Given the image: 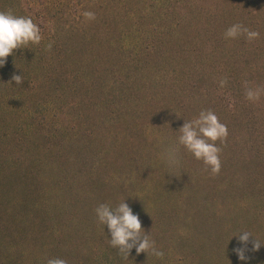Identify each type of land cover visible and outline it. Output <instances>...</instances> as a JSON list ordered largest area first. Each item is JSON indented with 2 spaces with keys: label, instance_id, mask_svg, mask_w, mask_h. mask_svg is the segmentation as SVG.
I'll use <instances>...</instances> for the list:
<instances>
[{
  "label": "trees",
  "instance_id": "1",
  "mask_svg": "<svg viewBox=\"0 0 264 264\" xmlns=\"http://www.w3.org/2000/svg\"><path fill=\"white\" fill-rule=\"evenodd\" d=\"M106 1L111 11L119 5L118 9L123 12L121 26H110ZM68 7L77 11L80 27L64 28L61 35L54 28L59 17L48 15V6L43 0H0V10L12 9L17 15L31 16L36 24L43 22L49 26L41 30L40 44H30V49L14 50L13 55L6 57L0 66V116L12 114L16 121L15 124H8L11 125V136L7 141L0 138L3 150L0 149V152L6 153L4 157L0 154V264H45L46 259L52 257H61L67 264H145L150 254H137L132 249L129 259L125 260L109 246L107 227L103 229L94 215L95 207L102 203L94 200L97 192L93 190L80 195L68 187L70 177L63 175V170L52 173L55 164L67 163L68 173L75 167V159L69 162L60 158L57 162L58 155L65 157L71 154L76 158L80 154L74 133L79 123L72 124L74 116L69 113L68 119H63L65 125L61 127L59 124L61 114L66 111L74 114L73 108L78 104L70 96L77 81L76 72L69 67V60L94 62L95 74L101 67L108 81L118 83L112 100L106 101L107 106L102 105L96 111L99 115L108 113L115 117L124 107L119 106L122 101L125 106L130 103L131 107L130 110L126 107L123 112L134 117L138 116L143 105L141 99L134 98L136 90H122V83L130 78L125 68L146 66L153 58L176 64L180 83H183L181 91L186 94L175 99L174 111L169 107L170 101L162 102L164 104L157 107L152 117L155 122L152 128L165 120L169 110L176 115L189 111V105L200 109L211 105V108H218L216 112L236 117L233 120L239 127L237 134L244 132L245 136H254L251 142L241 138L242 148L248 151L249 159L264 164V0H69ZM86 11L94 12L96 18L87 19L83 15ZM137 11H140L143 20H137ZM88 23H93L94 27L89 29ZM235 23L258 33V36L249 40L242 34L236 39H225V30ZM127 24L128 27L124 28ZM49 43L51 48H47ZM113 63L122 67L121 74L115 70L117 66H111ZM20 73L21 84L10 82L12 75ZM162 78L165 76L162 75ZM79 79V83L83 84V77ZM221 81H224L223 85ZM152 82L157 84L158 81L153 78ZM172 85L176 83L171 82ZM39 88L50 91L37 96ZM257 88L261 90L259 99H246V90ZM166 95L169 97L168 93ZM110 102L114 107L111 110L108 106ZM175 115L172 113L173 119L165 120L173 131H176L180 120ZM79 118L77 113L75 119ZM4 122L8 121L0 118V125L3 126ZM97 122L95 120L91 130V135L97 137L94 139L90 135L89 144L93 143L92 139H105V136L106 142H109L108 126L103 121L100 124ZM172 130L162 128L155 133L163 132L166 136ZM159 136L163 137V134L159 133ZM39 154L44 155L43 160L36 158ZM34 163L40 167L47 164L52 170L46 173L48 176H41L40 172L38 174L31 169L30 165ZM51 176L54 180L49 183L52 190L44 191L38 183ZM164 178L166 174L159 177L160 180ZM146 187L132 191L130 196L133 197H128L125 202L136 208L137 193ZM55 190L58 195L65 192V200L53 204L44 202L43 194ZM148 192L153 193L152 190ZM11 194L12 198H8ZM10 199L14 202L11 207ZM121 200L103 203L115 206ZM28 203L33 204L30 206ZM14 206V212L22 210L30 216L37 239L34 245L28 242L32 239L26 242L22 227L12 225L16 224L15 220L12 222L6 218L7 211ZM229 211V206L220 204L217 210L207 214V219L221 218L218 219L222 224L217 236L219 240L214 241L217 244L215 253L219 254L221 262L222 259L226 261L221 253L234 255V250L241 246L233 235L240 230L252 234L254 228L248 224L249 220L240 219L246 208H241L240 216H236L234 210L226 214ZM139 219L141 227L146 232L150 231L154 239L156 232L152 217ZM244 247L256 258L262 256L258 252L260 247L253 249L250 243Z\"/></svg>",
  "mask_w": 264,
  "mask_h": 264
},
{
  "label": "rangeland",
  "instance_id": "2",
  "mask_svg": "<svg viewBox=\"0 0 264 264\" xmlns=\"http://www.w3.org/2000/svg\"><path fill=\"white\" fill-rule=\"evenodd\" d=\"M43 2H46L48 6V15L55 14L59 17L54 26L58 33L62 35L64 28L80 27L77 23V11L70 10L68 7L69 0H43ZM106 2L108 4L106 11L111 20L110 26H121L123 12L118 9L119 5L117 9L111 11L109 2ZM112 12L114 13L112 14ZM139 12H136L137 20H143ZM145 24L146 20L142 23L143 27ZM38 25L40 30L49 27L43 22ZM87 26L89 29L94 27L93 23H88ZM127 27L128 24L124 28ZM69 61V67L73 72H76L75 79L77 81L73 95L70 96L72 100L78 101V104L73 108L74 114L69 111L61 114L59 124L61 127L65 125L63 119L67 120L69 113L74 116L72 124L79 123L76 125L74 133L75 139L79 142L76 144L80 149V154L76 155V158L71 154L65 157L58 155L57 162L60 158H65L69 162L75 159V167H72L71 172L68 173L67 163L64 162L58 166L55 164L52 173L55 174L63 170L65 172L63 175L70 177L68 187H71V190L80 195L94 190L98 193L94 200L102 203L121 200L125 196H130V193L135 189L147 186L137 193L139 195L136 201L137 206L132 210L139 218L152 217L156 232L154 239L157 246L163 250L164 256L157 259L148 255L145 264H264V245L260 246V251H258L262 255L261 257L256 258L253 252L245 251L244 255L247 259L241 261L236 252L230 256L221 253L226 258V261L222 259L223 262H221V257L215 253L217 244L214 242L219 240L217 236L222 230L220 229L222 224L218 220L221 218L207 219L209 211L217 210L220 204L229 206L230 211L236 212V216H240L238 214L241 208H246L245 214L240 219L249 220L248 224L254 227L252 229V236H254L249 238L247 244L250 243L253 248L254 239L264 244V164L256 159H249L248 151L242 148L241 138L248 142L255 138L253 135L245 136L244 132L237 134L239 127L234 124L237 121L233 120L236 117L216 112L218 108H211V105L202 109L189 105L187 106L189 111L175 115L173 102L175 99L185 96L186 93L181 91L183 83H180L182 81L176 64L171 65L170 61L158 58H153L150 64L140 68L131 66L128 69L125 68L126 75L130 78L122 83V90H136L137 95L134 98L141 99L143 103L137 117L123 112L126 107L127 110L131 109L130 103L125 106L123 101L119 106L124 107L118 116L115 117L108 113L99 115L96 113L97 109L102 105L107 106L106 101L112 100L117 92L118 83L108 81L101 67L99 71L95 70V74L93 71L94 62L85 60L79 63L75 59ZM111 66L116 67L117 64L113 63ZM115 70L121 74L122 67L118 65ZM162 75L165 76L164 79ZM80 76L83 77V84L79 83ZM159 77H161V81ZM153 78L159 83H153ZM171 82L176 85L171 86ZM49 91L50 89L41 88L37 96H43ZM167 93L169 97H167ZM162 96L166 97L161 99ZM83 100L86 101L80 103ZM169 101V107L173 111L169 110L165 120H170L173 113L180 119L177 129L182 125L183 120L194 119L203 109H211L219 121L227 126L228 135L225 140L222 143L219 140L216 141L217 146L221 149L218 173L212 174L201 161L194 159L191 153L182 146L176 145L175 141L179 131L177 129L173 131L172 126L167 124L164 119L156 123L158 126L152 128L155 124L152 117L155 116L157 107L159 108ZM62 104L64 105V103ZM79 104L82 105L79 106ZM108 106L110 110L114 108L111 102ZM77 113L80 116L79 120L75 119ZM160 114L162 115V112ZM0 118L10 122L2 123L3 126L0 125V138L6 142L11 136L9 133L11 125L8 124H15L16 121L12 114L5 113ZM95 120L99 124L103 121L108 126L107 140L109 142H106V136L105 139L94 140L97 136L93 137L91 130L94 128ZM162 128L172 131L168 132L166 136L163 132L155 133V130ZM159 133H162L163 137L159 136ZM90 135L94 138L92 144H89ZM42 142L39 141L40 145ZM37 145L39 146V144ZM172 146L177 148L180 160L179 166L174 168L168 167L163 159L165 151ZM103 147L105 149H102ZM0 149L2 150V147ZM0 154L4 157L6 153L0 152ZM36 158L43 160L44 155L39 154ZM30 167L36 171L35 173L39 174L40 172L41 176L52 170V167L47 164L40 167L34 163ZM164 174H166L165 180H160L159 177ZM53 176L50 179L44 177L45 181L38 185L42 186L44 191H51L49 183L54 181ZM148 190H152L153 193L150 194ZM63 196L66 197L67 194L64 192L58 195L55 190L52 193L43 194V200L53 204L65 200ZM8 198H12V194ZM13 203V200L10 199V207ZM15 207L7 211L9 213L6 214V218L11 219L12 222L15 220L16 224L12 225L22 227L26 242L32 239L28 242L34 245L37 243V239L34 235L32 220L29 215L21 212L22 210L14 212ZM146 209L148 211L144 213ZM230 211L226 214H231ZM219 217H223V215ZM33 222L35 223V219ZM19 241H22V238Z\"/></svg>",
  "mask_w": 264,
  "mask_h": 264
},
{
  "label": "clouds",
  "instance_id": "3",
  "mask_svg": "<svg viewBox=\"0 0 264 264\" xmlns=\"http://www.w3.org/2000/svg\"><path fill=\"white\" fill-rule=\"evenodd\" d=\"M83 15L94 20L96 15L94 12L86 11ZM245 35L251 40L258 36V33L249 31L242 24L235 23L229 26L225 32V39H236L240 35ZM42 40L41 30L38 24L33 22L31 16L17 15L12 9L0 10V66L5 62V58L13 55L16 49H30L28 46L38 45ZM51 48V43L47 45ZM21 73L12 75L10 82L13 84H21ZM221 85L224 81L220 82ZM260 89H247L245 97L249 101L259 99ZM179 135L176 137V145L182 146L192 157L201 161L207 169L216 174L220 170V147L216 141L221 143L228 135L227 126L221 123L217 115L211 109H203L198 115L192 119L183 120L182 125L177 129ZM168 167H178L180 164L177 148L169 147L163 156ZM125 196L118 204L111 206L107 203H99L94 209V215L97 222L108 230L109 246L116 249L122 259H129V253L135 249L137 254L144 252L153 257L160 259L164 256L155 239L152 238L150 231H145L141 227V222L137 214H135L128 203L125 202ZM240 247L234 251L239 260L246 261L244 255L246 243L249 237H253L249 231L240 230L235 235ZM232 236V237H233ZM264 244L254 239L253 249ZM45 264H67V261L61 257L47 258Z\"/></svg>",
  "mask_w": 264,
  "mask_h": 264
}]
</instances>
